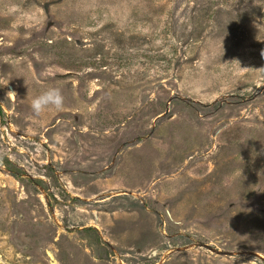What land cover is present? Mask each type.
Returning a JSON list of instances; mask_svg holds the SVG:
<instances>
[{
  "label": "rangeland",
  "instance_id": "374dc122",
  "mask_svg": "<svg viewBox=\"0 0 264 264\" xmlns=\"http://www.w3.org/2000/svg\"><path fill=\"white\" fill-rule=\"evenodd\" d=\"M0 264H264V0H0Z\"/></svg>",
  "mask_w": 264,
  "mask_h": 264
},
{
  "label": "clouds",
  "instance_id": "9594fccd",
  "mask_svg": "<svg viewBox=\"0 0 264 264\" xmlns=\"http://www.w3.org/2000/svg\"><path fill=\"white\" fill-rule=\"evenodd\" d=\"M30 108L37 116L49 108L62 111L64 109V97L59 88L49 87L32 99Z\"/></svg>",
  "mask_w": 264,
  "mask_h": 264
}]
</instances>
